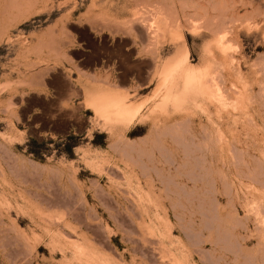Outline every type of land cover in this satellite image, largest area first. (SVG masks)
Returning <instances> with one entry per match:
<instances>
[{
  "label": "rangeland",
  "instance_id": "374dc122",
  "mask_svg": "<svg viewBox=\"0 0 264 264\" xmlns=\"http://www.w3.org/2000/svg\"><path fill=\"white\" fill-rule=\"evenodd\" d=\"M150 262L264 264V0H0V264Z\"/></svg>",
  "mask_w": 264,
  "mask_h": 264
},
{
  "label": "bare ground",
  "instance_id": "6f19581e",
  "mask_svg": "<svg viewBox=\"0 0 264 264\" xmlns=\"http://www.w3.org/2000/svg\"><path fill=\"white\" fill-rule=\"evenodd\" d=\"M204 22V21H203ZM215 22V21H214ZM143 26V25H142ZM145 27V26H144ZM154 28V27H153ZM215 31V30H214ZM155 34V33H154ZM186 53V52H185ZM184 52L179 54V56L174 60L173 63L166 66V68L163 71V77H164V84H167L171 80L174 79V77L180 73L183 74L185 77V87L186 89L190 87H197L199 90H201L203 93H206L208 91V86L204 82L205 73L196 72L195 69L188 67L187 65V56ZM172 82V81H171ZM172 85L171 83H169ZM206 85V86H205ZM165 86V85H164ZM211 88V86H209ZM219 90V89H218ZM173 91V90H172ZM171 89L168 90L167 95L164 98V103L168 104L169 102H177L179 100L178 97L173 96ZM192 91V90H191ZM213 91V90H212ZM186 91H184L185 93ZM217 91L209 92L212 94L218 96L219 93H216ZM180 95V94H179ZM184 96V95H182ZM184 98V97H183ZM221 100V99H220ZM162 102V101H161ZM160 105V104H159ZM128 107V106H127ZM124 105V101L121 98H108L103 99L99 102L97 105V110L104 116L107 117V119H116L117 121H124L126 120L132 113V115L136 114V111L132 112V109L127 108ZM234 152V151H233ZM262 213V212H261ZM72 216V215H71ZM94 216V215H93ZM174 259V258H173ZM156 260V259H155ZM179 262V261H178ZM151 263V262H150ZM152 264V263H151Z\"/></svg>",
  "mask_w": 264,
  "mask_h": 264
}]
</instances>
